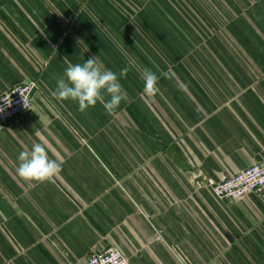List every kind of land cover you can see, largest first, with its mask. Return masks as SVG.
I'll return each mask as SVG.
<instances>
[{"label": "crops", "instance_id": "1", "mask_svg": "<svg viewBox=\"0 0 264 264\" xmlns=\"http://www.w3.org/2000/svg\"><path fill=\"white\" fill-rule=\"evenodd\" d=\"M91 56L126 93L111 113L52 96ZM28 78L31 110L0 123V264L109 246L131 264H264V189L212 191L264 160V0H0V95ZM35 143L62 163L51 182L17 174Z\"/></svg>", "mask_w": 264, "mask_h": 264}, {"label": "clouds", "instance_id": "2", "mask_svg": "<svg viewBox=\"0 0 264 264\" xmlns=\"http://www.w3.org/2000/svg\"><path fill=\"white\" fill-rule=\"evenodd\" d=\"M128 68L121 69L119 76H126ZM144 82V93L148 97H155L160 89L159 76L151 69L145 68L141 73ZM52 96L59 101L71 100L78 103V110L85 112L95 107L99 102L104 109L111 113L119 108L126 98L122 85L116 72L105 68L99 56H91L83 64L69 63L64 75L58 79L57 87ZM23 105L27 107V100L21 94ZM4 104L10 107L11 97L3 99ZM4 108H0L3 112ZM34 111V110H33ZM17 174L25 179L36 182H51L62 171V163L50 159L46 146L43 143L33 144L31 150L25 149L18 156Z\"/></svg>", "mask_w": 264, "mask_h": 264}, {"label": "built area", "instance_id": "3", "mask_svg": "<svg viewBox=\"0 0 264 264\" xmlns=\"http://www.w3.org/2000/svg\"><path fill=\"white\" fill-rule=\"evenodd\" d=\"M39 88L38 80L28 78L20 85L0 95V99L11 97L12 104L7 107L0 100V123H8L31 110L33 94ZM21 94L27 100V107L23 105ZM264 189V160H258L249 167L234 174L224 173L212 186V191L218 199L238 200L251 194H258ZM87 264H131L123 253L112 246L89 255Z\"/></svg>", "mask_w": 264, "mask_h": 264}]
</instances>
